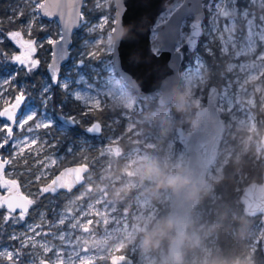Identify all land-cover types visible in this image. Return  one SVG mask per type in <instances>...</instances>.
Listing matches in <instances>:
<instances>
[{"label": "rangeland", "instance_id": "374dc122", "mask_svg": "<svg viewBox=\"0 0 264 264\" xmlns=\"http://www.w3.org/2000/svg\"><path fill=\"white\" fill-rule=\"evenodd\" d=\"M202 1L204 17L200 43L205 51L216 47L223 56L225 66L218 77L219 85H216L221 93L226 84L230 85L227 96L235 106L231 115H223L226 121L223 141L218 157L209 169L208 183L201 193L213 197L214 181L222 175L225 163L240 161L249 150V155L263 157L260 140L264 126L256 108L264 110V76L259 74L264 71V67H260L256 57L264 50L261 47V37H264V20L261 19L264 17V0H255L254 3L248 0V6L240 10L244 32L238 31L237 21L231 9L225 6V0H219L218 5L216 0ZM181 2L178 0L163 11L157 22L167 19ZM89 3L91 5L85 8ZM97 3H107L111 7L109 10H98ZM210 3L214 5V10L220 12L218 24L222 31L218 34L209 32ZM13 9L16 10V16L21 17L24 11L25 16L19 20L20 27L10 32L20 31L23 41H36L38 47L31 56L39 64L32 72H27L13 63L11 57L27 53L19 44L10 41L8 53L0 57V111L23 91L24 99L16 119H26L27 115L33 113L35 117L23 127H13L12 139L0 148V159L11 161L3 170L4 179L15 180L19 189L34 203L23 220L5 221L4 217L9 212L4 205L0 207V224H7L6 239H0V250L13 252L16 264H42L44 260L50 264H113L111 257L115 254L131 255L135 264H166L168 239L161 240L159 247L146 251L141 245L142 234L137 232V228L143 227L147 221L154 223L163 217L164 208L169 207L171 191L161 189L154 195L151 191L153 181H141L137 172L150 159L158 160L162 167L167 166L170 171L181 170L187 162V150L178 139V127L181 126L185 132L193 129L196 111L205 105L208 87L212 84L208 81L203 55L199 52H196L192 61L201 59L205 64L203 70L186 76L193 71L192 61L184 59L187 51L191 50L186 45L191 17L183 21L181 38L177 44L183 57L179 69L181 92L187 93L188 100L185 110L176 114L177 109L172 103L160 102L159 93L144 98L147 101L156 99L160 105L151 108L145 106L143 111H135L138 102L144 105V98L139 97L117 74L112 53L93 56L91 59L84 55L99 51V47L91 46L97 38L93 43L113 49L111 31L99 38V33H90L88 26L79 24L72 36L68 59L62 66L59 84H53L46 70L51 52L48 41L60 37L58 21L42 18L36 0H15ZM224 9L229 11L227 17L222 14ZM108 11L114 16V0H84L81 10L90 26L97 25L104 15H108ZM244 11L251 15L245 18ZM247 20L254 22L251 35ZM228 21L233 23L223 30ZM34 27L44 30V33L39 35L33 30ZM221 37L227 41L226 53L220 50ZM246 41H250V45L246 46ZM152 48L159 51L155 32L152 34ZM238 53L243 54L238 56ZM254 63L256 68L248 67L241 71V65ZM12 74H15V79H12ZM45 88L49 89L46 93L43 91ZM76 92H80L83 99L76 100L73 95ZM96 94L102 95L98 97L103 101L102 108L90 111L91 101H85ZM99 111L106 113L104 123L88 120L86 113ZM124 112H135V115L126 122L122 117ZM67 116L75 117L74 125L80 124V127L72 128L65 123L63 119ZM94 122L101 125L98 133L88 132ZM42 123H50L51 126L37 127V124ZM5 125L10 126V122L0 117V129ZM70 129L74 139L66 141ZM126 130H131V134H125ZM4 135L6 131L0 132V143ZM26 136L28 140H25ZM116 146L118 149H114L113 155L102 157L98 153L101 149L104 152ZM90 161L93 165L86 174L85 182L72 192L62 191L53 197L40 193L39 190L61 167L75 162L89 164ZM121 188V198L117 199L113 193ZM6 189L0 187V202ZM102 199L105 205L97 203ZM54 201H60V206H53ZM112 210H115L116 218L126 216L127 219L126 226L108 238L104 231L113 226L105 225L103 221L110 218L106 211L110 213ZM208 214L209 209L200 201L193 210L190 229L198 236V243L185 245L183 264H207L215 239L214 225L208 220ZM11 215L16 218L19 212ZM60 218L65 219V224H59ZM77 221L90 230L84 232L79 227L72 229L71 223ZM261 235L262 226H255L251 231L253 248L256 246L254 241ZM61 236L64 239H60ZM43 246L52 251L45 253ZM16 252L20 255L16 256ZM0 264L12 262L7 257H0Z\"/></svg>", "mask_w": 264, "mask_h": 264}, {"label": "water", "instance_id": "95a60500", "mask_svg": "<svg viewBox=\"0 0 264 264\" xmlns=\"http://www.w3.org/2000/svg\"><path fill=\"white\" fill-rule=\"evenodd\" d=\"M177 1L178 0H114V15L117 11L116 4H121L119 9L121 11V19L115 30L111 31L113 49H115L112 53V60L117 74L139 97L144 98L148 95L157 96L159 93L160 102L165 104L172 103L175 108V94L182 93L179 69L183 57L182 51L180 49L179 51L177 50V44L182 34V24L185 19L191 17V24L186 39V45L189 47L188 39L194 31L193 25L198 24L201 29L204 17L202 0H182L167 19L157 22L160 14L166 9L171 8ZM83 2L84 0H82V6ZM40 3L48 4L51 6L50 10L56 12V15L48 17L44 16L42 11H39L42 18H54L58 21L60 34L66 33L68 41L63 45L67 53L66 55L64 52H61L59 45H50V60L46 70L51 82L56 84L51 79L53 70L50 65H53L55 62L58 69L57 77L59 79L62 66L69 56V46L72 42L73 33L79 26V24L76 23L77 9L70 7L73 0H42ZM56 5H63L64 7L57 8L55 7ZM82 6L78 9L79 11L82 10ZM61 11H63L64 14L63 20L60 18ZM197 16L200 17L199 21L197 20ZM65 26H67V31ZM154 32L156 33V40L159 43L158 52L154 51L152 48V34ZM199 38L200 35L194 38L196 42L194 48ZM53 40H59V38ZM23 50L26 49L23 48ZM54 52L56 53L55 56ZM61 55H64L63 59L60 58ZM220 94L219 87L214 83L210 84L205 105L199 107L196 111L193 129L189 132H185L181 126L178 127V139L182 142L188 154L187 162L181 170L184 174H191L197 180L201 181L203 187L208 183L207 175L209 169L218 157L226 127V121L223 115L216 109ZM15 98L2 111L11 109L12 105L15 103ZM21 106L22 101L20 107L15 110V116H17ZM5 118L7 119V117ZM63 121L69 125L75 123V120L69 119V116L64 117ZM260 142L264 157V131L261 135ZM84 165H87L89 172L90 165L87 162L72 163L61 167L43 187L50 185L53 180L60 176L61 173L66 172L67 169L77 168V174H79L80 167ZM5 168L6 165L4 166V169ZM87 173H83L82 175L86 177ZM64 182L70 183V177L66 176ZM84 182L85 179L81 184L74 186L71 191L57 189L55 194L51 192L45 194L56 195L61 191L72 192ZM22 197H26L30 200L29 196L23 193L17 184L11 192L6 189L1 197V202L13 199L19 201ZM240 197L247 213L255 215L254 213L257 210H264V170L262 172L261 181H251L247 183ZM199 200L192 203L186 201L183 195H177L171 192L168 214L187 218L191 221L193 210L199 203ZM3 205L8 210L7 203ZM30 206L31 205L27 206L28 211L30 210ZM16 212H19V209H17ZM256 215L260 216L262 237L264 236V215ZM260 247L264 254V244L260 245ZM168 250L169 243L167 244V252ZM121 256L122 255L118 254L113 255L111 257V262L113 264H118ZM42 264L50 263L44 260Z\"/></svg>", "mask_w": 264, "mask_h": 264}, {"label": "snow or ice", "instance_id": "6c2138e0", "mask_svg": "<svg viewBox=\"0 0 264 264\" xmlns=\"http://www.w3.org/2000/svg\"><path fill=\"white\" fill-rule=\"evenodd\" d=\"M251 2L254 3L255 0H251ZM36 3H37V9L39 11H42L44 16L52 17V16L56 15V12L50 10L51 6H49L48 4L39 3V0H36ZM237 3H238V0H231L232 6H235ZM216 4L217 5L219 4V0H216ZM81 6H82V0H73L72 5H70V7L77 9V11H76V23L88 26L90 33H99V38L104 36L105 34H107L109 31H114L117 24L120 23L121 11L119 9L121 7V4H116L117 11H116L114 16H112L111 12L108 11V15H104L103 18L100 20V22L95 26L88 25V21L85 18L83 12L78 10ZM55 7L63 8L64 6L63 5H56ZM110 7L111 6L107 5V3H105V4L97 3V9L98 10L105 9V8H107L109 10ZM208 11H209V14L211 16V19L209 22V25H210L209 26V32L218 34L222 31L221 26L218 24V16H219L220 12L217 10H214V5L211 3L208 5ZM222 14L225 17H227L229 15V11L227 9H224ZM243 15L245 18H247L248 16L251 15V13L244 11ZM60 18H61V20H63V18H64L63 11L60 12ZM261 19L264 20V17H261ZM197 20L198 21L200 20L199 16H197ZM246 22H247L249 33L251 35L252 30H253V26H254V22H253V20H247ZM230 23H233V21H228L223 26V30H226L228 27V24H230ZM65 27H66V31H67V26H65ZM106 28L108 30L105 33ZM262 28H264V26H262ZM193 29H194V31L191 33V35L189 36V39H188V45H189L190 49H193L194 45L196 43L194 38L202 34V30L200 29L198 24L193 25ZM5 39L10 40L16 44H19L21 48L26 49L27 54L22 53L21 55L13 56V57H11V61L13 63L19 65L25 71L32 72L39 64V61L33 59L31 56V53L35 52L36 48L38 47L36 41H34V40L23 41L21 39V32L20 31L9 32L7 34V36H4V34L2 32H0V43H3ZM220 39H221L220 50L222 52L226 53L227 52V41L223 37H221ZM228 39L230 40L231 37H229ZM96 40H98V38ZM96 40H94V41H96ZM261 40H262L261 47H262V49H264V37H261ZM67 42L68 41H67L66 33L60 34L59 40H49L48 41V43L50 45H59L61 48V52H64L65 55L67 53H66L65 49L63 48V45H64V43H67ZM93 42L91 43V46L99 47V51L95 52V53H85L84 55H87L89 59H91L93 56L99 57L101 54L107 55V54L113 53L115 50L112 48L98 46ZM247 45H250V41H246V46ZM177 50L179 51L178 47H177ZM251 50L255 51L254 49H251ZM206 52L208 53V55H211L212 49L207 48ZM241 54H243V53H238L237 55L239 56ZM4 55H5L4 53L0 52V56H4ZM55 55H56V53L54 52V56ZM63 57H64V55H61L60 58L63 59ZM83 59H84V56L81 57V60H83ZM256 60L260 62V67H264V50H262L259 53V55L256 57ZM192 65H193V71L189 72L186 76L191 75L194 71H202L203 67L205 66L204 62L201 59L193 60ZM50 67L53 70L52 77H51L52 81L59 84V79L57 77L58 69L55 65V62L53 63V65H50ZM248 67L256 68L257 65L254 63L252 65H241L240 66L241 71H243L245 68H248ZM232 71H233V68L231 69V72ZM259 74L264 76V71H261ZM12 79H15V74H12ZM229 87H230V85H228V84L225 85V89H224L223 93L220 94V96L218 98V103L216 105V109L222 115H231L235 110L234 104L228 99V96H227V91H228ZM43 91L46 93L47 91H49V89L45 88V89H43ZM73 95H74L76 100L83 99L80 92L73 93ZM98 97H102V95L96 94V95L89 96L87 98V100L85 101L86 103H88V101H91L90 111L91 110H101L103 101H102V99H100ZM23 99H24V95H23V91H21V93L16 96L15 103L12 105L11 109H8L5 111H0V117H7V120L10 122V125H11V126L5 125L4 128L0 129V132L6 131V135H4L2 138L3 142L0 143V148L5 147V145H7L9 143V141L12 139L14 126L23 127L28 121L34 120L35 113H33L31 115H27L26 119L22 117V118H20L19 121H17L16 116H15V110L20 107L21 101ZM144 107H145L144 105H142L141 103L138 102L137 105L135 106V111H137V112L143 111ZM134 115H135V112H124V113H122V117L126 122L132 120ZM69 119L75 120L76 118L75 117H69ZM50 126H51L50 123L37 124V127H50ZM88 131L89 132H96V133L100 132L101 131L100 123L97 122V123L92 124V126L88 128ZM125 134L130 135L131 130H126ZM114 149H118V146H116L114 148L109 147L106 151L101 152V156L105 157L108 155L115 154ZM68 151L71 152L72 149L69 148ZM10 162L11 161H9V160H0V187L7 188L9 192L13 191V189L17 186L15 180H5L3 175H2L4 166ZM87 172H88L87 165L80 167L79 174H77V168L67 169L66 172L61 173L60 176H58L55 180H53L50 185L43 187L39 191L42 195L45 193H50V192L55 194L57 192V189H66L68 191H71V189L74 186L81 184V182L85 179L84 175H82V174L87 173ZM66 176L70 177V180H71L70 183L64 182ZM4 203H7L8 212H9V215L5 216L4 220L8 221V220H12V219L23 220L27 211H28L27 206L33 204L34 201L29 200L26 197H22V198H20L19 201H16L13 199V200L0 202V207H3ZM97 203H99L101 205H105V201L103 199L98 201ZM17 209H19V215H18V217L14 218L11 214L16 212ZM254 214L255 215L256 214L264 215V210H257ZM97 215H99V213H97ZM106 215L110 218L108 220L103 221V223L105 225L111 224L113 227H111L110 230L106 228L104 231V234L106 237L110 238L122 226H126L125 221H126L127 217L124 216L123 218H116L115 210H112L110 213H108L106 211ZM59 224H65V219L60 218ZM78 227L84 232H88L90 230L89 228H85L83 225L79 224V221H77L76 223H71L72 229H77ZM13 238L15 239V237H13ZM60 239H64V237L61 236ZM254 244L257 246L264 244V236L257 238L254 241ZM33 246H35V245H33ZM43 247H44L45 253L52 251V249H49L46 246H43ZM13 255H14V253L11 251L0 250V257H7L8 260L12 262V264H16V261L13 260ZM15 255L19 256L20 253L16 252ZM132 255H134V252ZM92 259L94 261L95 258L93 257ZM118 264H135V260L132 258L131 255L130 256L122 255Z\"/></svg>", "mask_w": 264, "mask_h": 264}, {"label": "trees", "instance_id": "16d2710c", "mask_svg": "<svg viewBox=\"0 0 264 264\" xmlns=\"http://www.w3.org/2000/svg\"><path fill=\"white\" fill-rule=\"evenodd\" d=\"M15 0H0V32L7 36L12 29L20 27L19 20L25 16V11L22 16H16V10H12V3ZM90 3L87 4V8ZM225 6L231 9V14L234 15L237 21V29L244 32L242 19L239 16L240 10L244 6H248V0H238L235 6H232L231 0H225ZM45 21V20H44ZM37 31L39 35L44 33V30ZM201 40L195 48L187 51L184 59L192 61L196 52L203 55L207 65V75L209 83L219 85V74L224 70L223 56L220 55L218 48L213 47L212 54L208 55L205 49L201 46ZM10 40L5 39L0 43V52L8 53L10 49ZM1 57V56H0ZM143 99V104L146 107H154L160 105L158 100L147 101ZM60 98L57 100L59 101ZM259 117L262 119V126H264V110L263 108H256ZM179 111L176 110V114ZM89 121L97 120L104 123L106 113L104 112H88ZM79 128L80 124L72 125V128ZM81 130V128H80ZM74 139L73 131H67L66 141ZM103 150H99L101 154ZM244 154L240 161H228L224 164L222 175L214 181L213 197H208L207 194H201L200 201L205 203L206 208L209 209L208 220L214 225L215 239L211 244L208 262L215 257H225L229 260L240 258L246 260L247 264H264V254L260 246L252 247L251 231L255 226H261L260 216L251 215L244 209L241 201V192L244 186L251 181H261L262 172L264 170V157H255L254 155ZM101 156V155H100ZM75 161V160H74ZM71 162V161H70ZM69 163V162H68ZM91 166L93 165L90 161ZM53 197L55 195H50ZM53 206H60V201H54ZM169 207L166 206L163 210V217L167 216ZM7 224H0V239L5 240L7 235ZM1 241V240H0ZM253 248V249H252ZM207 262V264H208Z\"/></svg>", "mask_w": 264, "mask_h": 264}, {"label": "clouds", "instance_id": "9594fccd", "mask_svg": "<svg viewBox=\"0 0 264 264\" xmlns=\"http://www.w3.org/2000/svg\"><path fill=\"white\" fill-rule=\"evenodd\" d=\"M187 93H176L175 101L177 111L186 108ZM140 180L153 181L151 191L158 194L161 189L170 190L174 194L183 195L186 201L195 203L201 197L203 184L191 174H184L182 170L170 171L167 166L162 167L158 160L150 159L137 172ZM123 189H117L113 195L119 199ZM192 222L187 218L168 215L161 217L154 223L145 222L143 227H138L137 232L142 234L141 245L148 251L159 247L161 240L169 241L168 257L166 264H183L184 247L186 244L198 243V236L190 232ZM208 264H247L246 260L236 258L229 260L225 257H215Z\"/></svg>", "mask_w": 264, "mask_h": 264}, {"label": "bare ground", "instance_id": "6f19581e", "mask_svg": "<svg viewBox=\"0 0 264 264\" xmlns=\"http://www.w3.org/2000/svg\"><path fill=\"white\" fill-rule=\"evenodd\" d=\"M31 131H32V130H27V132H31ZM27 138H28V137L26 136L25 140H28Z\"/></svg>", "mask_w": 264, "mask_h": 264}, {"label": "flooded vegetation", "instance_id": "af4514ba", "mask_svg": "<svg viewBox=\"0 0 264 264\" xmlns=\"http://www.w3.org/2000/svg\"><path fill=\"white\" fill-rule=\"evenodd\" d=\"M72 125H74V124H72ZM72 125H71V126H72ZM75 163H77V162H75ZM66 165H67V164H66ZM89 165H90V169H91V167H92V166H91V164H90V163H89ZM61 192H62V191H61ZM59 193H60V192H59Z\"/></svg>", "mask_w": 264, "mask_h": 264}]
</instances>
